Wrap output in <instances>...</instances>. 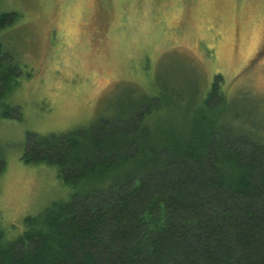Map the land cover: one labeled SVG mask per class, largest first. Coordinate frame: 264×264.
I'll return each mask as SVG.
<instances>
[{"label": "trees", "instance_id": "trees-1", "mask_svg": "<svg viewBox=\"0 0 264 264\" xmlns=\"http://www.w3.org/2000/svg\"><path fill=\"white\" fill-rule=\"evenodd\" d=\"M19 19L0 10V29ZM1 48L0 117H12L22 70ZM204 93L192 114L145 95L111 119L30 137L25 162L56 166L71 193L14 239L0 223V264H264V143L226 120L220 81Z\"/></svg>", "mask_w": 264, "mask_h": 264}, {"label": "rangeland", "instance_id": "rangeland-1", "mask_svg": "<svg viewBox=\"0 0 264 264\" xmlns=\"http://www.w3.org/2000/svg\"><path fill=\"white\" fill-rule=\"evenodd\" d=\"M0 10L20 14L0 44L22 70L7 98L17 114L0 117L8 238L71 193L56 166L25 162L33 135L111 119L145 95L192 114L218 80L226 120L264 143V0H0Z\"/></svg>", "mask_w": 264, "mask_h": 264}]
</instances>
